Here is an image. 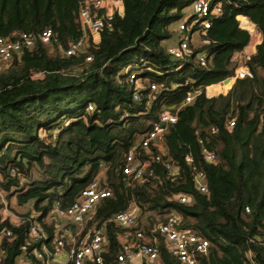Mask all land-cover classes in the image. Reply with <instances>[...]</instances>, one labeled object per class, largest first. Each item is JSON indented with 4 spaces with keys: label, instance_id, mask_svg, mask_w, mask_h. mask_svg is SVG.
Listing matches in <instances>:
<instances>
[{
    "label": "trees",
    "instance_id": "16d2710c",
    "mask_svg": "<svg viewBox=\"0 0 264 264\" xmlns=\"http://www.w3.org/2000/svg\"><path fill=\"white\" fill-rule=\"evenodd\" d=\"M195 1L122 0V15L101 31L99 42L89 41L67 56L62 51L82 35L80 0H0V36L15 39L28 32L36 37L31 47L0 60V192L5 206L11 199L19 208L27 206L12 221L2 216L0 198V228L11 231L0 239V264H21L26 257L30 264H57L52 258L62 227L74 238L64 244L68 250L100 226L107 264L115 263L121 240H133L136 230L156 238L159 247L154 262L138 264H180L162 237L151 232L171 213L181 228L209 242L196 264H246L247 252L264 264V0H211L221 11L210 13L209 28L189 42L191 54L174 58L163 42L174 37L173 25ZM238 15L261 34L245 60L253 77L235 78L225 94L208 97L206 86L234 76V54L249 42ZM192 17L193 8L187 20ZM46 28L52 33L49 43L37 38ZM126 67L141 79L137 99ZM188 92L193 97L186 103ZM164 111L176 115L160 136L164 151L155 145L148 153L135 149L153 174L141 180L124 174L126 155ZM202 146L214 152L213 161L204 159ZM165 162L175 176L168 175ZM196 171L204 173L205 192L195 187ZM95 179L110 195L83 222L55 214ZM180 194L189 199L180 202ZM133 205L139 210L133 226L112 220ZM32 222L43 228V238L30 236Z\"/></svg>",
    "mask_w": 264,
    "mask_h": 264
},
{
    "label": "built area",
    "instance_id": "2783aa9c",
    "mask_svg": "<svg viewBox=\"0 0 264 264\" xmlns=\"http://www.w3.org/2000/svg\"><path fill=\"white\" fill-rule=\"evenodd\" d=\"M193 17L189 21L186 18L181 19L177 26L178 40L175 44L167 47V53L174 58L186 59L191 54L190 41L194 37L197 39L200 33L209 28V14L219 13L221 6L219 3L211 5V0H196L193 5ZM123 2L122 0H80L78 10V21L82 29V35L62 52L64 55H76L79 51L83 50L89 41L92 44H97L100 39V33L105 28L112 26V21L115 16L122 15ZM240 26V25H239ZM244 29V28H243ZM246 30V29H245ZM249 37L253 36V29H248ZM52 33L50 28L42 30L37 38L43 43H49ZM35 36L28 32H21L17 38L10 39L0 36V60L7 62L13 55L19 53L23 47H31L35 42ZM250 39V38H249ZM250 54L245 56L244 66L236 69L234 76L229 78L253 77L252 71L245 65V60L248 59ZM197 59L200 65H205L203 54H198ZM86 60L90 61L91 56H86ZM128 72L127 80L133 85V98H139L137 90L141 87V79L136 77V73L129 72V67L125 68ZM188 82L185 81L184 85ZM151 88L154 89L155 85L152 84ZM193 93L188 92L185 97V102L188 103L192 100ZM92 109V104L87 105V110ZM176 115L169 112H162L159 119L152 122V127L149 131L142 134L136 145L126 155V162L122 168L124 174L132 175L136 179H144L145 176H151L153 169L150 167L149 161L136 157L135 149L137 147L143 149L148 153L152 145L157 146L161 151L163 146L160 136L166 130L167 124L175 123ZM233 120L228 122V126H233ZM201 142V140H199ZM202 154L206 161H213L215 154L206 146H202ZM156 160L159 156L155 157ZM184 159L190 162L192 159L186 155ZM165 167L168 169V175L175 176V169L169 162H165ZM194 184L200 192L206 191L205 176L202 171L194 173ZM110 195L108 189L99 188L98 181L95 179L91 181L84 189L81 190L79 196L65 209L55 208L54 212L64 221L74 223L83 222L86 215L90 213L95 204L102 198ZM1 202L2 200L0 193ZM180 202H185L189 199L186 194L177 196ZM248 211V209H246ZM137 206H131L128 209L115 213L112 220L123 227H130L136 223L138 216ZM180 219L177 215L171 213L165 216L163 221H159L154 226L151 232L157 233L163 239L168 252L177 259L180 264H196V256L198 254H205L208 249L209 242L206 238L198 236L196 233L189 229L181 228L179 226ZM30 236L37 240L44 237L43 228L37 223L32 222L29 229ZM3 235L10 236L11 231L5 227L0 228V239ZM70 231L66 227H62L57 233L53 258L60 254H65V261H60L58 264H107L101 252L103 251L104 236L103 227L100 226L93 231H88L80 240L79 246H72L68 250L64 248L65 243L73 241ZM157 239L150 240L143 231L136 230L133 240L129 241L122 239L120 242V251L115 257L114 264H138L141 261L154 262L159 253ZM34 255L41 257V253L34 250ZM246 264H259L252 253L245 254ZM52 258V260H53ZM21 264H30V259H20Z\"/></svg>",
    "mask_w": 264,
    "mask_h": 264
},
{
    "label": "crops",
    "instance_id": "0c3cea01",
    "mask_svg": "<svg viewBox=\"0 0 264 264\" xmlns=\"http://www.w3.org/2000/svg\"><path fill=\"white\" fill-rule=\"evenodd\" d=\"M236 18H237L241 28H244L247 31H248V29H251V30L253 29V36L250 37L248 44L244 47V49L241 52L234 54L233 58L238 63V66L236 69H239V68L244 66L245 56L248 54L251 55L255 52L256 45L261 42V34L256 29L254 24H252L247 19V17H245L243 15H238ZM232 83H233V80H230L229 82L221 81V82H218L215 84L208 85L205 88L206 95L208 97H210V96L218 95L220 93L225 94L228 91V89L231 87ZM227 84H229V85L226 86ZM65 258H66L65 254H60V255H57L53 258V262L58 264L60 261H65Z\"/></svg>",
    "mask_w": 264,
    "mask_h": 264
},
{
    "label": "rangeland",
    "instance_id": "374dc122",
    "mask_svg": "<svg viewBox=\"0 0 264 264\" xmlns=\"http://www.w3.org/2000/svg\"><path fill=\"white\" fill-rule=\"evenodd\" d=\"M192 12V8L191 7H187L185 9V12H184V16L182 17L183 18H186L189 14H191ZM177 26H178V23H176L175 25H173V29L175 31V35L173 38L171 39H168V40H165L163 42L164 45H166L167 47L170 46V45H173L177 42L178 40V35H177ZM196 42V38L194 37L193 39V43ZM1 65H3V63H0ZM123 71H125V68L122 69ZM1 193V197H2V200L4 198V193L3 192H0ZM4 202V200H3ZM6 202V201H5ZM13 209V210H12ZM27 209V206L26 208H19L15 205V202L13 199H11L10 201V207L9 206H3V209L1 210V213H2V216H7L9 217L12 221H17L18 220V217H17V213H21V212H24L25 210ZM65 223H62V225H64Z\"/></svg>",
    "mask_w": 264,
    "mask_h": 264
},
{
    "label": "water",
    "instance_id": "95a60500",
    "mask_svg": "<svg viewBox=\"0 0 264 264\" xmlns=\"http://www.w3.org/2000/svg\"><path fill=\"white\" fill-rule=\"evenodd\" d=\"M224 82H229L230 79L229 78H226L225 80H223Z\"/></svg>",
    "mask_w": 264,
    "mask_h": 264
}]
</instances>
